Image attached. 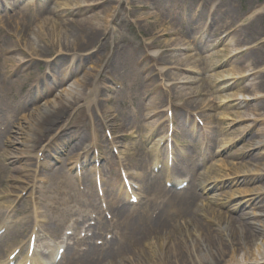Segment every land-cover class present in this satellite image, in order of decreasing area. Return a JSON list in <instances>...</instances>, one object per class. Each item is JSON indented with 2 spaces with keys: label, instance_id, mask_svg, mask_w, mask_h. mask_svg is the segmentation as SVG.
<instances>
[{
  "label": "rangeland",
  "instance_id": "374dc122",
  "mask_svg": "<svg viewBox=\"0 0 264 264\" xmlns=\"http://www.w3.org/2000/svg\"><path fill=\"white\" fill-rule=\"evenodd\" d=\"M75 1L77 0H48L49 3L46 5L49 6V9L56 8L57 13L52 16L46 12L45 18H51L56 22L64 23H67L68 21H75L78 18L85 16H96L97 18L93 20L100 23H102V20L105 19V21H107L106 30L101 38L103 40L108 39L109 43L111 42L110 40L112 38H115V41L109 45L106 50L103 48L99 53L105 54V60L107 59L106 61L109 60L110 48L114 45L117 46L116 42L118 41H120L118 44L120 46L119 48H125L121 49V51L118 53H120L122 57L130 55V49L134 48V44L137 41L138 35H140L142 39L146 40V42H154L156 45H171L173 43H177L174 41L177 37L175 36V33H173L174 29H179L180 23L182 22L188 24L185 25L183 23L186 27L189 26L193 20H195V18H198V16L201 17L200 20L202 21L207 19L211 21L210 27L204 31V34L208 31H212L211 36H206L209 37L210 40L212 39L215 41V45L210 48H213V52H216L217 55L214 56V59L208 60L211 66L209 67L208 64V66L203 70L199 68L201 62L193 63L189 66L183 67H175L174 65L167 66L162 63V65L158 66L155 70L148 71L154 73L149 75L146 74L148 72L143 74L140 68L133 67V65H131V67H128L120 74L116 66V73L118 72V76L112 77V69L114 66H110V63H108V65L106 64V74L102 77V79L106 81V84L109 85L110 88L105 94L103 92L101 93L100 97L97 96L100 99H103V101L98 105V103L94 102L97 100L96 96L92 97L94 100L89 99L88 96L87 98L89 101L83 100L77 105L73 103L72 108L74 106L75 108L69 110L71 114L70 120H68L67 123L62 121L58 125V129H56L63 134L62 137H60V139L63 140L62 143H68L71 145V147H76V145L81 147L83 146V143L86 145L91 141H97L98 144H103V138L106 136L105 131L97 130L96 134L95 129L98 127L96 125L98 122L97 119L101 120L107 114L110 116V120H112V122L115 124L114 131L112 130V141L115 140L116 142L117 138H120L121 136L124 137L126 134L127 136H133L134 138V141L130 142L127 141L128 138L124 137L119 142V144L122 146L127 144V149H122L120 151V161L126 163L124 161L123 153H128L130 150H133L132 148L135 146V144L145 145L146 142L143 140H146V136L149 135V133H147V125H153L157 121L156 118L160 117L156 115V113H158L157 109L155 113H150V103L153 102L155 107L161 109V114H164V111H162L165 108L164 104L172 102L178 103L183 108H190L198 115L199 118L207 123L208 129L206 133L208 132L209 138H211V141L214 143L217 140L215 143L217 158L215 160H211L210 164L215 165V173L220 177H223L221 181L231 180L232 178L241 175L240 173L233 174L227 166L228 162L233 163L237 168L243 164L252 169L261 165L258 163H264V147L260 149H258L259 147L250 149V151L252 150L250 155H243L242 153L236 154L238 149L242 147H244L247 151V149H249V145L254 143L252 140L258 141L261 134L264 133V108L260 109L261 107H259V104L264 101V89H256V84H258L260 81L264 82V56L256 65H251V62L245 59L248 52H251L256 47L259 48L260 51L264 52V0H233L232 4H229L225 0H220V5L219 3L217 5L218 8L213 6L215 0H159V2L163 5L162 7L166 8L167 13L164 16H160L158 10L153 8L152 3H154V0H145V5L143 0H139V3L138 0H88L90 2L94 1L91 5L93 9L87 11L86 14H82L81 17L77 15L75 17L69 13L74 8L73 5L75 4ZM138 4L139 7H137ZM141 5L144 6V8H140ZM212 7L214 8L212 9ZM227 11L233 12L236 17L230 19V17L226 14ZM25 16L28 18L29 14L27 13ZM158 17L163 18V21L159 20L158 25L156 24L155 26L153 22L157 20ZM39 24L40 22H38L36 25H30L27 29L28 32L32 34H40L42 27H40ZM70 25L71 24H68L69 28ZM186 29L188 33L185 36H182V39H185V41L182 42L184 46L179 44V46L172 48L171 53L176 56L175 59L189 60L193 56H196L197 58L200 57V59H202L204 58L203 56L210 54L211 52L207 48V46L210 44L207 45L197 40L195 45L199 47L198 50H195V45L190 46L192 43L190 41L191 37L189 36L191 32L188 30V28ZM64 30V27L61 28L62 32ZM165 31L168 34L163 35V33H166ZM239 31L245 34L240 40H238L236 36L237 32ZM16 32L18 33L17 30L15 33ZM7 33L8 35H0V48H3L4 51L8 52V57L5 60V64L7 67L11 68L18 65L17 58L19 54L17 49L8 48L10 45H17V42L15 41L16 36L12 33L10 27H7ZM154 33H156L155 36ZM223 34L224 36L222 41L221 35ZM216 37H220V39H217ZM44 44L47 47H51V42L47 39L44 40ZM232 47L244 48L242 51H240L241 53L238 52L232 57L227 56L222 60L217 59V57L221 58L222 55H226L228 52L227 49H231ZM117 50L118 48H116V51ZM158 51L159 48L156 46L151 48V52L155 54H157ZM58 52H60L59 48ZM74 53L75 52H73V54L70 53L63 55L55 53L48 59L39 60L37 63L36 61L38 59L32 57L31 59H27L22 68H20L19 73H16V76L14 77L16 81L18 80L17 84L19 87L15 85V91L16 89H19L21 85L24 84V82L29 81V83H32V79L34 81L43 74L49 75L52 78V76L49 74L51 71H53L54 78L56 77L55 80H59V75L61 74H63L64 77V71L65 77L63 78L62 83L57 85V91L54 93L49 94L47 92L43 93L42 91L41 93L43 94L39 96H37L35 93H29L27 96L29 101L21 102L22 106L17 113V117L20 116L21 120L18 119L19 124H17L12 129V133L8 137V142L10 139H12L15 140V143L6 146L5 148H7V150L10 148L16 150L15 146H17L20 150L23 148L22 143L26 142L25 139H27L31 129L35 128L36 126L34 122L36 115H32L38 110L39 107L41 109H53L54 107L58 106L62 99L66 97L75 102L78 100L80 95H82L83 89L85 92L88 91L87 88L81 86V79L83 78V75L85 76V74H87L88 71L93 72L91 69L95 67L94 65L96 57H93L95 56L93 55V50H87L85 53H75L78 57ZM113 57L110 59V62L113 60ZM57 58H59V61H56ZM77 58H79V60H77ZM54 59L55 61H53ZM105 60L104 65L107 63ZM47 63L48 65L50 64V69H46L45 65ZM169 68L175 72H178L179 76L177 77V80L167 78L168 81L164 82L162 81L165 77L164 74L168 73ZM94 72L97 71L94 70ZM232 72H240V74L236 78L229 79L232 81L227 86H225L226 84L224 83L229 80L221 79V75L231 76ZM228 73H230V75ZM135 75H139V81L141 83H136L134 81ZM207 76L218 78L220 80H216V82L210 85L206 91L193 93L194 91H197V89H201V85L204 83V79ZM186 77H191L194 79L193 82L184 83L187 80ZM15 79L9 80L10 88H12V82ZM236 80H240V82H236ZM117 83L123 84L124 88L122 90L117 91L116 89V91H112ZM146 84L149 86L155 84L156 87L146 96H144L142 93L143 90H141V88ZM246 86L249 88V90H247V96L249 94L251 98L248 99V104H243L240 107L236 106V100L231 97V94H235V92L240 91L241 87ZM173 92L174 94H172ZM186 94L187 96L184 97V99H181V96ZM197 100L203 101V104L195 103L194 101ZM7 101H13L11 96L7 99L2 97L0 99V104ZM131 113H134V115L130 116L129 114ZM237 114L243 115L244 118L237 117ZM6 116L7 113L0 110V131H3L6 126ZM162 116L164 117V115ZM25 118L30 120H26ZM124 122L127 124L126 129L124 132H122L124 134L120 133L119 135L117 134V129L119 126L124 125ZM184 122L185 125H183ZM180 125L183 127H191L193 124L190 121H181ZM52 134H54V131L51 133H46L47 137L45 138L49 140L52 139ZM95 137L98 138H96V140H92V138ZM155 137V132H153L152 138ZM178 138L180 140L184 139L183 136ZM147 140H149V138H147ZM187 140V152L190 151L192 153L200 148V141L202 139H200L199 134L193 139L187 138ZM47 142L48 141L46 140L45 143ZM45 143L42 141L41 145ZM148 145H150L149 142ZM80 147H77V149ZM77 149H70L68 152V157L71 158L72 155L77 152ZM55 151L53 154L56 156ZM255 152L258 153L259 157L254 156ZM233 153L236 155H230ZM28 155L29 154H25L24 152L20 151L19 156L10 160V162L14 164V169L16 167L20 168L24 161H28ZM30 162H33V159ZM217 162H221V165H216ZM25 172L26 170H14L13 174L14 176L20 177ZM28 172L32 174L31 178H27V180L30 182L34 176L32 167H30ZM256 174L258 173H255L254 175ZM11 179L12 183L10 182V186L7 187V189V185L0 186V196H7L13 193V191L14 194L17 195L19 190L13 189L12 187L21 185V181H19L17 178ZM47 179L50 180V178ZM87 183L89 184L90 182L87 181ZM24 184H26V181H23L22 185ZM258 185L264 187V181L242 183L232 186L222 185L221 187H217V189L214 191H209L208 194L209 196L215 195L218 200L221 201V203H225L227 202L226 200L232 201L234 199L243 197L248 198L253 194L246 192L242 193V195L236 194V197L230 196L231 198H227L228 194H230L232 191L244 190L246 187L251 189V187L255 188ZM26 187L27 186H25V188ZM259 202L260 203H258V207H249L247 210L261 213V208L264 210V200ZM205 204L206 206L212 205L221 212H226L225 207L219 209L218 206H215L211 202ZM235 204L236 203L233 205ZM8 205H10L9 198L5 197L0 199V211ZM23 209H25V206L21 208V210ZM237 214L231 215L235 216ZM262 238L263 237L256 239L255 244L261 245L264 248V239ZM151 239H153V237L146 241L145 249L152 245L153 241ZM255 246L253 248H255ZM147 251L149 250L147 249ZM238 256L240 257L241 254Z\"/></svg>",
  "mask_w": 264,
  "mask_h": 264
},
{
  "label": "bare ground",
  "instance_id": "6f19581e",
  "mask_svg": "<svg viewBox=\"0 0 264 264\" xmlns=\"http://www.w3.org/2000/svg\"><path fill=\"white\" fill-rule=\"evenodd\" d=\"M225 1H227L229 4H232L233 2V0ZM89 2L90 1L88 0L75 1V4L73 5L74 8L69 13L75 17L76 15L81 17L82 14H86L87 11L93 9L91 5L94 1H91L90 3ZM143 2L145 5V0H143ZM219 2L220 0H215L213 6L218 8L217 5ZM137 7H139V4ZM140 8H144V6L141 5ZM47 12H49V14L53 13L52 10H48ZM226 14L230 17V19L236 17L233 12L227 11ZM21 15V12L15 11L13 14H11V17H9L10 21L14 22L11 23L12 25L9 27L11 28L12 33L16 36L15 41L17 42V45H10L8 48L18 50V65L21 63L25 64L27 59H31L32 57L38 59L36 61L37 63L39 60L48 59L55 53L60 55L70 53L73 54V52L85 53L87 50H93V55H95L93 57H96V59L93 58L95 59V67L91 69L93 72L88 71L87 74H85V76L83 75V78L81 79V86L87 88L88 91L85 92L84 89L83 91L81 90L82 95H80L78 100L75 102L66 97L62 99L58 106L54 107L53 109H41L39 107L38 110L32 115H36L34 120L36 126L35 128L31 129L30 134L28 135L27 139H25L26 142L22 141L23 148L20 150L17 146H15L16 150L10 148L4 153L3 156L9 160L19 156L20 151L24 152L25 154H30V152L40 150L45 145L44 144L40 146L41 141H44L45 143L46 140H52V145L58 142L60 140V133L57 135L59 131L56 129H58V125L62 121L67 123L68 120H70L71 114L69 110L75 108V106L72 108L73 103L77 105L83 100H94L92 97L96 96L97 100L94 102L98 103L99 105L103 101V99L99 98L101 93H103L105 89H108V85L105 84L106 81L102 79V77L106 74V64L108 65V63H110V66H114L112 69V77H117V68L120 71L123 70V68H127L131 64L136 63H143V68L147 69L150 67L151 62H158L160 64L164 63L167 66L174 65L175 67L189 66L190 64L201 62L199 68L203 70L208 66V64L209 67L211 66L208 60L214 59V56L217 55L216 52H212L206 56H203L204 58L202 59H200V57L197 58L196 56H193L189 60L175 59L176 56L171 53L172 48L179 46V44L184 46L182 43L184 41H181L180 38L176 37V40L174 41L177 43L171 44L172 47L169 44L156 45L154 42L149 43L146 42V40L140 38L136 45V49L138 51L135 49L136 51L134 50L131 55L123 58L120 57V53H117L121 51V48H119L120 46L118 45L120 41L116 42L117 46L114 45L110 48L109 60L106 61L107 59L105 60V54L99 53L103 48L106 50L109 45L115 41V38H112L110 43L108 42V39L103 40L101 38L106 30L107 21H105V19H103L102 23H100L93 20L97 18L96 16H85L78 18L75 21H68L67 23H64L56 22L51 18H45L39 24V26L43 28H41V33L32 34L28 32L27 29H17V24H23L24 22L23 18H20ZM162 19L163 18L158 17L157 20L153 22V24L155 26L156 24L158 25L159 20L163 21ZM68 24H71L70 28L68 27ZM63 27L65 30L62 32L61 28ZM201 27L203 28L204 25L198 23L196 25V32H199ZM15 29L18 31V33H15ZM166 34L168 33H163V35ZM155 35L156 33H154V36ZM243 35H245L243 32H237V39L240 40ZM46 39L51 42V47L45 46L44 40ZM154 46L159 48V51L157 54H150L149 49ZM58 48L60 52H58ZM116 48H118L117 51ZM243 48L244 47H232L231 49L228 48L226 55H222L221 58L217 57V59L222 60L227 56L232 57L233 55H236L238 52L242 51ZM256 48H254L255 50L253 49L251 52H248L247 56L245 57L247 61L251 62V65H256L259 63V60L264 56V52L260 51L259 48ZM112 57L113 60L110 62ZM77 60H79V58H77ZM104 60L107 62L105 65ZM53 61H55V59ZM56 61H59V58H57ZM49 66L50 64L48 65L47 63L45 65L46 69H50ZM94 70L97 72H94ZM240 72H232L231 76L221 75V79L229 80L236 78ZM228 74L230 75V73ZM43 76L45 80H47V76L45 74H43ZM166 76L169 79L171 78L173 80H177L179 73L169 68ZM64 77L63 74L59 75L60 80H63ZM186 79L187 80L184 83H191L194 80L191 77H186ZM216 80L220 79L207 76L204 79V83L201 85V89H197V91H194L193 93L206 91L210 85L216 82ZM39 81L42 80L39 79ZM231 81L232 80L226 81L224 83L226 84L225 86H227ZM236 82H240V80H237ZM256 89H264V82L260 81L258 84H256ZM46 90L51 91L52 89L51 87H47ZM247 90H249L248 86L241 87L240 91L235 92V94H231V97H233L236 102L238 101L236 106L240 107L243 104H248V102L245 101L250 99L251 96H249V94L247 96ZM88 96L89 99L87 98ZM186 96L187 94L181 96V99H184ZM194 102L197 104H203V101L200 100ZM170 104L174 108L175 114L177 113L178 118L186 115V113L181 110L178 103ZM259 107H261L260 109L264 108V101L259 104ZM149 108L151 113L156 110L155 104L153 102L150 103ZM240 115L241 114H237V117L244 118L243 115ZM104 117L103 125H105L106 128L114 131L115 124L112 122V120H110V116L106 114ZM25 119L30 120L28 118ZM100 122L101 120L99 123ZM147 127L151 131L152 124L148 125ZM53 131L54 134H52V139L49 140L45 138L47 137L46 133H51ZM124 131L125 129L122 126H119L117 129V134H123L122 132ZM252 141L254 143L249 145V149H247V151L244 147H242L238 149L236 154L242 153L243 155H250L252 153V150L250 151V149L254 147H259L258 149L264 147V133L261 134L258 141ZM14 143L15 140H9V145ZM236 154L233 153L230 155ZM137 156L141 157L138 158ZM254 156L259 157L257 152L254 153ZM152 157V149L148 147H142L141 150L136 152L134 163L137 165L139 172L144 173L147 162ZM27 160L28 161L23 162V165L20 168H15V171L26 170L22 176H14V174L9 176L10 178H17L19 181H21V185L12 187L13 189L19 190L18 192L23 190L28 184L29 180H27V178L32 177V174L28 171L30 167H34V164L30 162V159ZM192 160L194 161V157ZM220 163L221 162H217L216 165H221ZM258 164L261 165L252 169L243 164L237 168L233 163L228 162L227 166L229 167V170L232 171L233 174L240 173L241 175H238L237 177L227 181H221L223 177H220L215 173V165H212L202 176L199 175L198 178H195L193 183L197 182L196 185L203 193L207 188L210 187L211 189H214L222 185L232 186L242 183L264 181V163L260 162ZM3 170L4 167L0 163V176ZM175 170L179 174L183 173L184 171L186 172V170L180 166L178 162L175 165ZM255 173L258 174L254 175ZM143 178L146 184L144 188L146 199L142 200L137 207L138 216L132 220L126 219L127 226L124 229L122 244L119 250L116 248H111L104 255L100 262H97V260L95 261L91 258L93 253L83 254L76 257L72 254L74 258L72 262L73 264H105V261H107L106 264H264V248L261 245L255 244L256 239H259L260 237H263L262 239H264V210L261 208V213L247 210L249 207H258V203H260L259 201L264 200V187L258 185L255 188L251 187V189L246 187L244 190L232 191L230 194H228L227 198L234 197L236 194L242 195V193L246 192L253 193L254 195L252 194L248 198L243 197L234 199L233 201L226 200L229 204L228 209L226 212H221L212 205L206 206L204 202L199 201L203 196L197 192H191V188L183 192L175 193V195L169 199V195L161 185V177L159 175H153L152 173L145 175L144 173ZM23 181H26V184L22 185ZM49 191L51 193L49 200H52L53 197L57 195L58 191L53 187H51ZM165 198H168V200ZM212 198V203L215 206L219 203L220 206L224 204L221 203V201H219L215 195H213ZM234 203L236 204L233 205ZM156 205L160 211L156 216V219L153 220L152 212L155 210L153 207ZM131 212L132 210L130 213ZM119 213L121 214L124 221V210H120ZM130 213H128L126 216H128ZM230 213L238 214L233 216ZM42 214L46 219H48L46 212H42ZM151 237H153V239H151L153 242L151 246L147 247L149 250L147 251V249H145V243ZM14 246L15 245L13 243L8 248H12ZM254 246L255 248H253ZM2 249L3 248H0V251H2ZM240 254L241 256L239 257L238 255Z\"/></svg>",
  "mask_w": 264,
  "mask_h": 264
}]
</instances>
